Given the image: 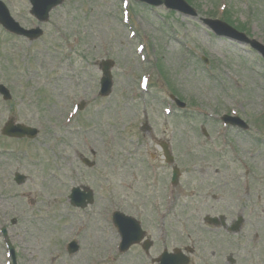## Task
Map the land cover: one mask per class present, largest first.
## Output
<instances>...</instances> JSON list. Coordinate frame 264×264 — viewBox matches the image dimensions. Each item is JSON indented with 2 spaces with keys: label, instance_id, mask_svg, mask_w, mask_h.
Listing matches in <instances>:
<instances>
[{
  "label": "rangeland",
  "instance_id": "obj_1",
  "mask_svg": "<svg viewBox=\"0 0 264 264\" xmlns=\"http://www.w3.org/2000/svg\"><path fill=\"white\" fill-rule=\"evenodd\" d=\"M3 1L23 25L37 24L28 2ZM191 4L199 12L196 20L137 0H65L35 43L0 26V82L13 94L10 102L0 97V231L7 230L17 264H153L136 247L120 253L112 224L120 204L129 208L134 174L151 171L150 149L158 151L142 131L146 117L159 137L169 128L183 173L161 226L166 235H157L152 215L145 219L161 242L149 257L191 243L194 264H229L230 256L236 264H264V62L200 22L228 19L264 43V0ZM103 59L116 62L108 98L99 96ZM145 74L151 78L148 94L139 86ZM172 92L188 107L166 116ZM76 103H84V110L69 115ZM233 113L248 130L225 128L223 115ZM9 119L39 128L40 136L3 137ZM82 155L96 166L87 168ZM165 172L161 167V176ZM16 173L26 177L21 185L14 182ZM81 185L96 193L95 204L84 211L69 200L71 189ZM220 215L229 223L242 216L241 232L229 236L204 223L206 216ZM1 236L0 264H6L11 259ZM73 240L80 250L70 255Z\"/></svg>",
  "mask_w": 264,
  "mask_h": 264
},
{
  "label": "water",
  "instance_id": "obj_2",
  "mask_svg": "<svg viewBox=\"0 0 264 264\" xmlns=\"http://www.w3.org/2000/svg\"><path fill=\"white\" fill-rule=\"evenodd\" d=\"M33 5L35 6L34 13L38 17H42L43 14L48 15L49 11L53 8L56 7L57 5H60L62 3L61 0H30ZM144 2L150 3L152 5L160 6L164 4L168 9L171 10H177L180 11L186 15H193L195 16L196 13L194 10H192L185 2L180 1V0H142ZM42 13L41 16L39 14ZM47 18V17H44ZM42 19V18H41ZM0 23L10 32H13L18 35H24L29 37L30 39H38L42 35L41 30H34V31H26L23 28L20 27L18 23H16L13 18L10 16L7 8L3 3L0 2ZM206 24H208L212 29H219L225 33L226 36L235 37V34L233 30L230 28L222 25L221 23L217 22H210L206 21ZM252 45L257 48V50L264 56V47L259 45L258 43L253 42ZM104 66V78L102 79V85H103V95H109L111 93L112 89V76L109 71V64L103 63ZM0 94L3 96L4 100H10L12 98L10 91L3 85L0 84ZM3 133L7 136L10 137H16V138H24V137H29V138H36L38 135V131L35 129L27 128L21 125L15 126L13 121L10 122L3 130ZM17 180L19 182H22L25 180L24 177L18 176ZM75 198L80 196L81 201L83 199H86V197L91 196L90 194H85L80 191V189L74 190V195ZM81 206H85V204L82 202L80 203ZM165 261V260H163ZM172 264H187L188 260L183 262H178V259H173ZM178 262V263H177Z\"/></svg>",
  "mask_w": 264,
  "mask_h": 264
},
{
  "label": "flooded vegetation",
  "instance_id": "obj_3",
  "mask_svg": "<svg viewBox=\"0 0 264 264\" xmlns=\"http://www.w3.org/2000/svg\"><path fill=\"white\" fill-rule=\"evenodd\" d=\"M149 133H150V135H151L152 140H153L154 143H155V146H157L159 142L164 141V140H162L159 136L155 135V134L153 133V130H150ZM163 137H167V134H166V133H163Z\"/></svg>",
  "mask_w": 264,
  "mask_h": 264
}]
</instances>
